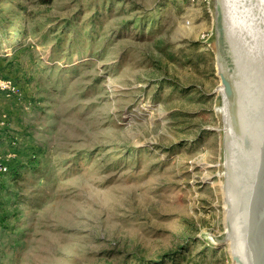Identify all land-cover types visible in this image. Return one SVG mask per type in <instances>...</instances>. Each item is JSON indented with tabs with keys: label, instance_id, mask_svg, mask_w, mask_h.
Segmentation results:
<instances>
[{
	"label": "rangeland",
	"instance_id": "rangeland-1",
	"mask_svg": "<svg viewBox=\"0 0 264 264\" xmlns=\"http://www.w3.org/2000/svg\"><path fill=\"white\" fill-rule=\"evenodd\" d=\"M214 3L0 0V264H234Z\"/></svg>",
	"mask_w": 264,
	"mask_h": 264
},
{
	"label": "water",
	"instance_id": "water-1",
	"mask_svg": "<svg viewBox=\"0 0 264 264\" xmlns=\"http://www.w3.org/2000/svg\"><path fill=\"white\" fill-rule=\"evenodd\" d=\"M229 7L236 22L233 33L228 17ZM213 13L215 53L222 88L221 110L229 151L228 171L232 147L231 138L227 135L228 126L236 131V140L242 143V150L252 155L257 144L240 244L232 258L234 264H264V55L261 52V49L264 51V0H215ZM226 102L229 125L223 108ZM240 159V156L236 159L237 167L240 166ZM230 174L227 173V177L232 179ZM229 230L232 240L230 224ZM232 248L233 240L231 253Z\"/></svg>",
	"mask_w": 264,
	"mask_h": 264
},
{
	"label": "bare ground",
	"instance_id": "bare-ground-1",
	"mask_svg": "<svg viewBox=\"0 0 264 264\" xmlns=\"http://www.w3.org/2000/svg\"><path fill=\"white\" fill-rule=\"evenodd\" d=\"M231 17L234 19L233 11L231 12ZM235 24L236 22L234 21L233 26H236ZM234 30H236V27ZM261 52H263L262 55H264L263 49H261ZM219 89H220V92H222L221 86ZM240 97H241V94H240ZM223 108L226 112V120L229 125L230 117L228 116V113L226 111L227 102L224 103ZM259 133L261 134V132ZM227 135L230 136L231 142H232L231 154H230L231 158L229 159L230 162H228V166L230 168L229 172L231 173L230 176L232 177V179L229 178L225 186L227 188V193L229 195L226 199L228 203V207H229L227 211L228 224H230V227L233 231L232 233V236H233L232 255H235L239 247L238 245L240 244L241 229H242L244 219H245L247 197L250 192L251 183L253 182V176H254L253 167H254L255 159H256L257 144L255 145V150L251 155L250 153H247L246 151L242 150L244 149L243 145L242 143L238 142L239 140H236L237 139L236 131L233 130L231 125L227 127ZM236 145H239V146L236 148ZM238 156H240L241 159L239 160L240 166L237 167L236 163L238 161L236 159Z\"/></svg>",
	"mask_w": 264,
	"mask_h": 264
},
{
	"label": "built area",
	"instance_id": "built-area-1",
	"mask_svg": "<svg viewBox=\"0 0 264 264\" xmlns=\"http://www.w3.org/2000/svg\"><path fill=\"white\" fill-rule=\"evenodd\" d=\"M0 91L5 93L7 96L21 94V88L19 84H17L14 80L10 78L1 77V76H0ZM10 143L13 145L17 144L15 139L10 140ZM0 148H1V142H0ZM12 156H13L12 153L0 155V175L7 174L9 172Z\"/></svg>",
	"mask_w": 264,
	"mask_h": 264
},
{
	"label": "trees",
	"instance_id": "trees-1",
	"mask_svg": "<svg viewBox=\"0 0 264 264\" xmlns=\"http://www.w3.org/2000/svg\"><path fill=\"white\" fill-rule=\"evenodd\" d=\"M11 140H13V138L11 139ZM28 155H31V158H34L35 156H37L35 153H30V154H28ZM30 158V159H31ZM23 161H18L17 163H15V164H12V166H10V170L9 171H11V170H15V169H18V167L21 165V164H24V163H22ZM12 167V168H11ZM18 172L19 171H17L16 173L18 174ZM16 174V175H17ZM176 252H179V251H175L174 253L176 254ZM173 254V253H172ZM170 254L169 253H167V254H163L161 257H160V261L159 262H161V263H159V264H164V263H166V261H167V259H166V257L167 256H169ZM144 260V259H143ZM154 264V263H153Z\"/></svg>",
	"mask_w": 264,
	"mask_h": 264
}]
</instances>
